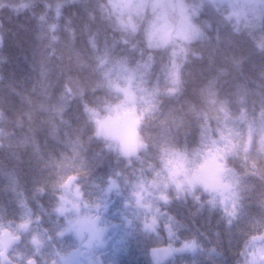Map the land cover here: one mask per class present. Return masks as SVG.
I'll return each mask as SVG.
<instances>
[{
    "label": "clouds",
    "instance_id": "1",
    "mask_svg": "<svg viewBox=\"0 0 264 264\" xmlns=\"http://www.w3.org/2000/svg\"><path fill=\"white\" fill-rule=\"evenodd\" d=\"M0 264H264V0H0Z\"/></svg>",
    "mask_w": 264,
    "mask_h": 264
}]
</instances>
